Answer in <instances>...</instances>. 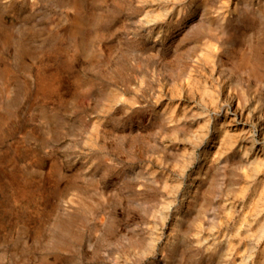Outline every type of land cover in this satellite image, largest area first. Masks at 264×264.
I'll return each mask as SVG.
<instances>
[{
  "label": "rangeland",
  "instance_id": "374dc122",
  "mask_svg": "<svg viewBox=\"0 0 264 264\" xmlns=\"http://www.w3.org/2000/svg\"><path fill=\"white\" fill-rule=\"evenodd\" d=\"M263 135L264 0H0V264H264Z\"/></svg>",
  "mask_w": 264,
  "mask_h": 264
},
{
  "label": "bare ground",
  "instance_id": "6f19581e",
  "mask_svg": "<svg viewBox=\"0 0 264 264\" xmlns=\"http://www.w3.org/2000/svg\"><path fill=\"white\" fill-rule=\"evenodd\" d=\"M249 1V0H248ZM256 2V1H255ZM235 3V2H234ZM235 6V5H234ZM250 6V5H249ZM251 7V6H250ZM252 8V7H251ZM74 20V19H73ZM80 21V20H79ZM74 22V21H73ZM82 22V21H81ZM75 23V22H74ZM77 24L79 23V22H76ZM76 23H75V26H76ZM81 24V23H80ZM78 26V25H77ZM76 28H78V27H76ZM74 29V28H73ZM74 31V30H73ZM226 42V41H225ZM238 89V88H237ZM239 97H240V95H239ZM241 98V97H240ZM264 136V135H263ZM258 144V143H257ZM245 156V155H244ZM243 157V156H242ZM239 159H240V157H239ZM240 161V160H239ZM241 163V162H240ZM246 163V162H245ZM241 165H242V163H241ZM242 167V166H241ZM240 168V167H239Z\"/></svg>",
  "mask_w": 264,
  "mask_h": 264
},
{
  "label": "water",
  "instance_id": "95a60500",
  "mask_svg": "<svg viewBox=\"0 0 264 264\" xmlns=\"http://www.w3.org/2000/svg\"><path fill=\"white\" fill-rule=\"evenodd\" d=\"M52 142H53V140H52Z\"/></svg>",
  "mask_w": 264,
  "mask_h": 264
}]
</instances>
